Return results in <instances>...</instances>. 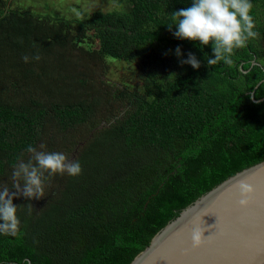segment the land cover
<instances>
[{"label":"trees","instance_id":"trees-1","mask_svg":"<svg viewBox=\"0 0 264 264\" xmlns=\"http://www.w3.org/2000/svg\"><path fill=\"white\" fill-rule=\"evenodd\" d=\"M126 1L70 20L0 0V185L28 145L57 151L49 127L96 126L97 108L117 97L126 107L83 141L79 176L51 178L42 205L15 199L20 224L0 235V264H130L185 207L264 160V100L252 97H264V0L251 9L258 35L214 65L211 45L202 51L167 24L191 0ZM177 45L201 67L181 65ZM37 49L41 60L25 63ZM105 58L136 61L142 89L101 96ZM12 82L24 101L4 96Z\"/></svg>","mask_w":264,"mask_h":264},{"label":"clouds","instance_id":"clouds-1","mask_svg":"<svg viewBox=\"0 0 264 264\" xmlns=\"http://www.w3.org/2000/svg\"><path fill=\"white\" fill-rule=\"evenodd\" d=\"M253 0H191L186 8L173 12L169 29L177 39L196 42L201 50L211 45V55L205 53L208 65L223 60L231 63V55L244 47L250 38L256 37L255 19L251 14ZM170 52L172 50H169ZM174 54L181 65L187 64L195 69L202 61L195 52L184 54L182 46L177 45ZM25 63L40 61L39 50L34 54L22 56ZM25 158L22 153L12 165L11 186L0 185V235H13L20 224L19 206L14 202L18 197L39 199L45 196L46 185L56 175L77 177L83 171L79 160L70 159L62 151H46L28 145ZM241 206L250 202L253 191L246 181L240 184ZM205 228L197 226L192 232V245L204 242Z\"/></svg>","mask_w":264,"mask_h":264},{"label":"water","instance_id":"water-1","mask_svg":"<svg viewBox=\"0 0 264 264\" xmlns=\"http://www.w3.org/2000/svg\"><path fill=\"white\" fill-rule=\"evenodd\" d=\"M241 181L253 189L246 206L239 203ZM197 226L205 228V237L194 247L191 237ZM130 264H264V160L185 207Z\"/></svg>","mask_w":264,"mask_h":264},{"label":"rangeland","instance_id":"rangeland-1","mask_svg":"<svg viewBox=\"0 0 264 264\" xmlns=\"http://www.w3.org/2000/svg\"><path fill=\"white\" fill-rule=\"evenodd\" d=\"M25 6L31 5L34 13L39 14L37 11L47 12L49 10L54 11L57 14L62 15L63 17L73 20L75 18L81 17V10H85L88 12L92 11H112V10H126L129 7V4L126 0H21ZM49 8V9H48ZM35 9V10H34ZM53 12V13H54ZM58 59V58H56ZM19 65V64H18ZM86 70V68H85ZM60 69L57 65H53L52 75H58L60 73ZM100 74L104 79L105 83L99 82L96 87L101 88V96H103L106 92L120 93L126 91H133L135 88L139 90L142 89L141 79L139 77V68L137 66L136 61H124L118 60L114 58H105L104 62H102V68L100 69ZM52 76V77H53ZM50 82L45 81L41 84V89L45 90L46 88L51 90L49 86ZM69 85V84H68ZM72 86V83L70 84ZM69 85V86H70ZM55 89L54 87H52ZM70 88V87H69ZM4 89V96L14 99L16 101H24L26 99L25 92H16V89L13 87V82L9 83ZM3 91V90H2ZM21 91V90H20ZM54 92V91H52ZM40 93V92H39ZM30 96V94H29ZM40 96V95H39ZM100 96V97H101ZM42 99L44 97L41 96ZM91 98V97H90ZM45 100V99H44ZM96 114L93 116L94 121H99L96 126H90L86 124L82 125L77 129H70L68 131H62L57 127H49L46 133H49L53 136V140L55 143V149L57 151L65 152V147L68 144H72L70 148H72V152L69 158L73 159L77 154L79 148L85 143L84 140H87L88 137H91L93 132L105 126L110 121L119 115L122 116L125 113L126 107L121 102L120 97L112 99L109 103H104L97 108ZM118 117V116H117ZM96 128L93 130V128ZM46 142L43 141L41 143L40 148L42 150H50L49 145L47 146ZM11 179L4 181L2 185L11 186ZM47 193L45 192V196L41 197L38 200V204L42 205L44 203L43 199L46 197Z\"/></svg>","mask_w":264,"mask_h":264}]
</instances>
